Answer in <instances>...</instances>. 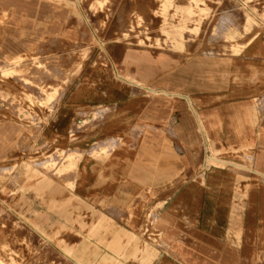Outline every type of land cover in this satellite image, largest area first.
Returning <instances> with one entry per match:
<instances>
[{
    "label": "crops",
    "instance_id": "0c3cea01",
    "mask_svg": "<svg viewBox=\"0 0 264 264\" xmlns=\"http://www.w3.org/2000/svg\"><path fill=\"white\" fill-rule=\"evenodd\" d=\"M83 30L70 0H0V64L41 53L72 80L30 124L5 92L0 171L34 135L65 153L52 220L83 225L91 264H264V37L191 58L112 44L75 76Z\"/></svg>",
    "mask_w": 264,
    "mask_h": 264
},
{
    "label": "rangeland",
    "instance_id": "374dc122",
    "mask_svg": "<svg viewBox=\"0 0 264 264\" xmlns=\"http://www.w3.org/2000/svg\"><path fill=\"white\" fill-rule=\"evenodd\" d=\"M70 5L84 23L73 55L75 76L112 44L191 58L237 54L252 39L264 37V0H70ZM50 58L35 53L0 64V119L5 92L6 114L29 124L54 110L72 80L67 72L65 78L57 76L63 64ZM54 91V100L46 102ZM38 140L28 138L22 161L0 171V264H91L78 247L83 225L52 220V178H61L65 153ZM218 152L215 148L213 156ZM51 157L58 158L55 165L49 164Z\"/></svg>",
    "mask_w": 264,
    "mask_h": 264
},
{
    "label": "bare ground",
    "instance_id": "6f19581e",
    "mask_svg": "<svg viewBox=\"0 0 264 264\" xmlns=\"http://www.w3.org/2000/svg\"><path fill=\"white\" fill-rule=\"evenodd\" d=\"M55 93H56V91H55L54 93L52 92V93H50V94H49V97H48V98H49V100H52V99H53V97H54Z\"/></svg>",
    "mask_w": 264,
    "mask_h": 264
}]
</instances>
